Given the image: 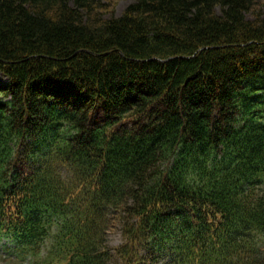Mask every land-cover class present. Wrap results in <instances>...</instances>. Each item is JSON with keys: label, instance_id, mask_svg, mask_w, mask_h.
<instances>
[{"label": "trees", "instance_id": "obj_1", "mask_svg": "<svg viewBox=\"0 0 264 264\" xmlns=\"http://www.w3.org/2000/svg\"><path fill=\"white\" fill-rule=\"evenodd\" d=\"M110 2L0 0V238L38 264H264V0Z\"/></svg>", "mask_w": 264, "mask_h": 264}, {"label": "rangeland", "instance_id": "obj_2", "mask_svg": "<svg viewBox=\"0 0 264 264\" xmlns=\"http://www.w3.org/2000/svg\"><path fill=\"white\" fill-rule=\"evenodd\" d=\"M133 1L134 0H111V2L109 3V10L107 14L109 15L113 13L114 15L118 16L125 9V7ZM121 230L122 229L120 225H117L116 223H110L109 226L107 227L105 234L107 236V244L111 248H115L123 242ZM3 245H6L8 248H10V245L6 244L5 240L0 241V264H13L11 261L7 260V258L5 257V255L7 254H4L2 252L1 246Z\"/></svg>", "mask_w": 264, "mask_h": 264}]
</instances>
